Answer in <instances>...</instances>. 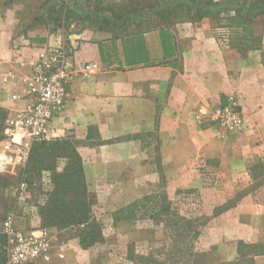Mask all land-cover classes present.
I'll return each mask as SVG.
<instances>
[{
  "label": "crops",
  "instance_id": "0c3cea01",
  "mask_svg": "<svg viewBox=\"0 0 264 264\" xmlns=\"http://www.w3.org/2000/svg\"><path fill=\"white\" fill-rule=\"evenodd\" d=\"M18 1L20 6L0 7V107L10 112L26 104L25 99L15 103L9 95L26 79L29 63L44 44L62 40L71 49V69L78 63L94 65L92 72L75 66L65 105L49 123V137L69 139L82 158L88 190L89 175L147 173L142 162L148 142L144 134L162 133L150 155L158 154L165 169L169 161L182 160L186 165L191 158L217 147L220 143L216 144L213 135L208 136L209 141H199L189 120L197 106L221 103L228 95L235 96L245 120L238 135L228 137L240 159L237 169L229 167V171L244 174L251 152L260 143L264 145V26L260 22L255 20L248 29L261 36L262 43L244 54L219 39V29L226 31L227 27L215 28L209 19L175 21L147 31L74 26L65 40L44 23L23 21L25 4L32 7L38 0ZM178 131L191 145L183 153L172 149ZM12 173H4L9 181L20 169ZM262 191L264 194V186ZM257 198L253 191L246 192L210 220L217 224L214 245L219 246L223 261L237 257L238 241L264 243V203ZM37 218L40 223L38 214ZM99 252L96 244L83 247L75 233L51 240L46 259L29 264H114L108 258L98 262ZM263 257L264 253L254 255V264H264Z\"/></svg>",
  "mask_w": 264,
  "mask_h": 264
},
{
  "label": "rangeland",
  "instance_id": "374dc122",
  "mask_svg": "<svg viewBox=\"0 0 264 264\" xmlns=\"http://www.w3.org/2000/svg\"><path fill=\"white\" fill-rule=\"evenodd\" d=\"M10 1L12 0H8ZM97 1L99 7L105 9L108 14L121 16V22L125 21L121 29L125 31H147L177 21L176 18L171 17L173 18L171 22L164 23L153 14H143L140 19L131 23L128 14L147 6L153 0ZM4 2L5 0H0V7H3ZM41 2V0L37 1L32 7L31 3L25 4V10L21 14L25 23L44 21L42 16L46 7H42ZM12 4L20 6V2L16 0L10 3ZM53 17H57L58 21L62 22L61 16ZM256 21L264 26V16L258 17ZM219 30V39L226 43L232 36L237 38L235 35L237 30L228 27L226 31ZM56 34L60 33L56 32ZM236 38L232 43H236ZM261 43L262 40L259 44ZM262 62L264 63V57ZM26 85L27 78L22 81L18 89L12 91L17 97L13 98L11 93L10 99L15 103L20 102ZM225 98L221 103L212 106L201 103L202 105L193 109L191 120L189 116L183 118L185 121L188 119L190 125L198 131L199 141H209L208 136L213 135L218 140L216 144L220 143L217 147L208 149L204 155L191 158L186 165L180 159V161H169L165 169L163 164L159 163V157H156L158 154L152 152L150 155V148L157 147L156 142L160 143L162 133L144 134L143 138L148 142L145 143L147 150L143 151L142 162L146 166L147 173L89 175L90 216L98 233L93 242V245L99 246L100 252L96 255L98 262L108 258L114 264H245L238 260V255L229 261H223L219 257V246L214 245V228L217 224L210 220L215 214L236 204L246 192L253 191L258 197L256 201L264 203L263 191L260 192V187L264 186V174L253 178L248 172L249 167L259 161L264 162V145L260 143L251 152V158L246 161L244 174L229 171V167L233 170L237 169L240 159L236 148L228 143V137L233 134L238 135L245 120L244 112L238 104L240 122L237 126L226 129L218 123L210 122V114L223 105ZM16 109L17 107H14L10 112L4 110L6 118ZM5 125L4 121L3 136L0 137V154H5V166L0 170V247L5 252L4 264L9 238L4 232L3 223L9 214L13 217V227L25 233L46 229L47 243L59 237L78 234L83 228L80 226L56 228L44 225L42 221L38 223V207L44 204V191L49 188L51 170L41 169L39 175L29 185L26 174L22 172L25 160L22 157L18 159L16 154L25 152V148L22 142L19 145L14 143L21 139V135L16 132L11 141L12 136L4 131ZM204 129L210 130L200 132ZM182 134L184 135L183 132L178 131V139L172 146V149H178L176 151L181 153L186 152L191 146ZM6 143H11L10 148H5ZM210 143L213 144L212 141ZM17 146L21 149H17ZM146 154L149 156L145 157ZM62 165L63 160L57 158L54 167L60 170ZM18 169H20L19 175L11 181L4 175L6 173L8 176L10 174L13 176L12 172ZM261 171L257 168V173ZM23 181L28 183L27 189L20 190L19 185ZM134 183L138 184L137 188ZM9 184L12 187H9ZM150 195L152 197L138 204L132 211L116 213L121 207Z\"/></svg>",
  "mask_w": 264,
  "mask_h": 264
},
{
  "label": "trees",
  "instance_id": "16d2710c",
  "mask_svg": "<svg viewBox=\"0 0 264 264\" xmlns=\"http://www.w3.org/2000/svg\"><path fill=\"white\" fill-rule=\"evenodd\" d=\"M12 1L5 0L3 6L10 5ZM41 1L42 7H46L42 23L52 33H60L65 40L74 26L124 27L125 21L121 22V16L108 14L105 9L99 7L97 0ZM143 14H153L164 23L171 22L173 20L171 17L176 18L177 21L194 22L209 19L214 22L215 28L228 27L237 30L235 33L237 38L233 36L229 38L228 45L244 54L247 49L260 46L262 37L253 35L248 27L258 17L264 16V0H153L143 8L131 11L128 19L134 23ZM54 15L61 16L62 22L61 20L59 22L57 17H53ZM235 38L234 44L232 42ZM5 118V111L0 107V137L3 136ZM57 158L63 160L60 170L54 167ZM257 168L262 171L257 173ZM41 169L51 170L50 185L44 191V204L38 207L42 223L56 228L83 227L78 232L80 244L83 247L92 246L98 233L90 216V199L83 161L71 141L66 138L33 140L29 145L22 169L29 185L33 179H36ZM248 172L253 178L264 174V162L259 161L249 167ZM150 197L152 195L131 202L116 213L132 211ZM236 251L239 255L238 260L245 264H254V255L263 254L264 245L238 241ZM4 260L5 252L0 247V264H4Z\"/></svg>",
  "mask_w": 264,
  "mask_h": 264
},
{
  "label": "built area",
  "instance_id": "2783aa9c",
  "mask_svg": "<svg viewBox=\"0 0 264 264\" xmlns=\"http://www.w3.org/2000/svg\"><path fill=\"white\" fill-rule=\"evenodd\" d=\"M216 1V0H213ZM71 49L62 40L57 44H44L37 51L33 61L29 63L30 74L22 98L26 104L17 108L6 119L5 133L12 136L15 133L21 135V141L14 142L25 148V152L16 153L18 159L26 160L30 143L33 140L49 139V123L65 105L68 96V84L75 66L82 71L92 72L95 66L92 64L78 63L71 69L69 61ZM16 98V94L12 93ZM238 102L234 95H228L221 107L211 113L209 120L218 123L226 129L237 126L240 122ZM24 138V140H23ZM11 143H6L5 148H10ZM17 149H21L19 146ZM5 154H0V170L5 166ZM27 182L20 183V190L27 189ZM4 232L9 238L6 246L5 264H29L37 258L46 257L47 232L46 229H38L25 233L13 227V217L6 216L3 223ZM35 232V233H34Z\"/></svg>",
  "mask_w": 264,
  "mask_h": 264
}]
</instances>
